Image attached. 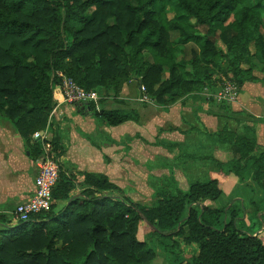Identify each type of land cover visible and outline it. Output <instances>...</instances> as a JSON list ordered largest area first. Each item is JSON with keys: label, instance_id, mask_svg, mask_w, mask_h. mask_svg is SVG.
Masks as SVG:
<instances>
[{"label": "trees", "instance_id": "obj_1", "mask_svg": "<svg viewBox=\"0 0 264 264\" xmlns=\"http://www.w3.org/2000/svg\"><path fill=\"white\" fill-rule=\"evenodd\" d=\"M167 3L176 8L166 11ZM200 26L208 32L202 34ZM263 27L264 0L250 5L247 0H0V116L37 160L44 148L34 134L51 126L59 73L86 90L112 91L116 97L136 78L160 106L206 89L215 93V75L242 90L247 82L264 79ZM171 32L178 33L175 40ZM190 42L199 51L188 61L177 60L175 53ZM89 106L107 126L139 119L135 111ZM220 107L223 125L205 133L235 156L227 163L213 158L218 171L264 190V127L262 142L258 133L264 117L235 111L225 101ZM233 119L243 123L241 130L230 126ZM51 143L63 154L60 137ZM223 184L209 177L187 189L159 188L155 205L146 206L104 173L83 172L79 179L60 169L49 210L28 221L0 213V264H154L160 255L170 264H264L263 237L250 230L254 222L247 231L238 224L240 211L209 205L224 194ZM247 200L238 203L244 207ZM250 203L255 209L250 217L264 226V206L254 198ZM142 221L152 230L143 241ZM154 236L158 241L150 247ZM179 238L196 243L198 252L187 259Z\"/></svg>", "mask_w": 264, "mask_h": 264}, {"label": "rangeland", "instance_id": "obj_2", "mask_svg": "<svg viewBox=\"0 0 264 264\" xmlns=\"http://www.w3.org/2000/svg\"><path fill=\"white\" fill-rule=\"evenodd\" d=\"M252 0H247V5H250ZM159 7V6H158ZM166 11H171L176 8L175 3H167L164 6ZM232 19H230L226 23V29L229 27V23ZM199 31L202 34H206L208 32L207 26H200ZM264 31V27H263ZM178 37L177 32H171V39L175 40ZM224 40L226 39V33L223 34ZM199 45L193 42H190L184 46V50L182 53L177 52L175 53V57L177 60H184L188 61L192 57L193 51H199ZM256 59V58H255ZM152 61V59H151ZM257 61V59H256ZM190 69V66H188ZM162 76L164 78L168 77V70L166 69ZM262 76V75H261ZM220 77L219 75H215L213 78L217 81V88L218 92L219 90H222L229 81L224 76H221L222 80H218ZM131 85V91L133 94L135 91H137L138 95V101L139 103H146L150 104L152 107H154V110H150V112H158L168 109L172 105L169 106H160L152 101V99L147 96L144 93V89L140 85L139 81L136 78H133L130 80L127 84ZM138 86H141V90L136 89ZM124 88V87H123ZM123 90V89H122ZM121 90V91H122ZM142 92L144 95H142ZM215 92V93H216ZM121 93V92H120ZM215 93H212L210 90H205L199 95L188 97L186 100L190 101V104H192L193 108L191 109H184L182 113L177 115V119L171 118V120H167L169 122L163 123V124H156V135L154 131V135H151L150 133L145 134L146 137L140 135V132L138 133H130V135L124 136V143L126 145L135 142L137 144V147L141 150H146L148 147L147 144H151L154 146L161 145L166 148L165 151L169 153V158H165L164 161H148V162H140L141 158L143 157L140 153L138 156L134 155L131 152V148H127L128 151L122 152V158L126 161L123 162V169L122 172H119V175L116 177L111 178L113 182L118 184L123 191L131 198L132 201L138 204L146 205V206H154L156 203V199L153 196L155 191L159 188H169L171 191H175V186H179L182 189H187L189 184L197 179H204L209 177H218L220 180L224 182L222 185L224 189V194L217 199L216 201H209V205L212 207H224L231 209L234 208L238 212L240 211V217L243 218L242 220L238 221V224L241 226H248L251 222H254V225L250 229L252 232H255L256 234H260V236L263 237L264 240V226L261 222L258 221V219L251 218L252 212L255 210L254 206L251 205L250 201L251 198H254L258 204H261L264 206V190L257 186L256 184H241L237 176L232 175L233 178H230V176L225 177L224 174L221 171H218V166L215 161H213L214 156L216 155V145H218L219 150V159L220 161H223L224 163H227V161L234 158L235 154L231 149H227L225 146L219 144L213 138L209 137L205 131L209 132H215L217 131L222 125L223 121L221 118L218 117L220 113H222V109L220 107V100H216L213 95ZM251 95L253 94L252 91H250ZM247 94V93H246ZM244 94L242 90L238 89V94L236 100H233V102H228L232 108L236 107L238 105V102L243 101L244 97H248V95ZM101 96V99H103L104 102H109V106H105L107 108H118L121 104L118 103L116 100L117 97L114 96L113 92L110 91L108 93L102 92V94H99ZM120 95V94H119ZM201 97L205 98V102H203L202 107L206 108L205 111L201 110L200 107H194L195 105H201L202 99ZM184 101H178L179 103H183ZM224 102V101H223ZM256 104H258V101H255ZM153 103L156 105H153ZM254 104V103H253ZM255 104V105H256ZM254 105V106H255ZM98 108H104V104L101 105V102H99ZM158 106V107H157ZM160 107V108H159ZM202 114V115H201ZM264 116V115H263ZM260 117V116H259ZM2 116H0V123ZM203 119L206 120L208 124H206ZM214 119H217V124H210V121H213ZM176 120V121H175ZM173 122V123H172ZM230 126L235 127L239 130L243 128V123H240L238 121L229 120ZM180 124V127H178L176 124ZM110 130L113 131V128L111 126H106ZM262 127L259 128V141L262 142ZM184 129V130H183ZM11 130V143L12 145H16L17 136H15V129L10 127ZM130 132V131H129ZM174 133L178 132L181 136L177 138V141H174L173 138L170 139H162L161 134L162 133ZM154 136L155 139L152 143H150L149 136ZM97 144L101 143H112L113 139L109 136H105L103 133H99V137H97ZM100 141V142H99ZM102 145V144H101ZM100 145V146H101ZM131 147V146H130ZM27 149L21 148V158H24L26 156ZM128 157L131 158L130 162L128 161ZM139 157V158H137ZM108 159V158H107ZM136 159H139L136 161ZM211 159V160H210ZM210 160V163L207 164V162ZM133 168L134 170H130ZM207 168V169H206ZM225 170H227V167H225ZM32 173L34 174V170L32 169ZM133 174V175H132ZM77 175V174H75ZM80 179V177H79ZM234 179V180H233ZM232 180L235 181L234 185L231 186ZM236 181L238 182L237 186L234 188ZM234 189V191H232ZM238 199H250V201H246L244 207H241L238 203ZM15 207V206H14ZM245 208V209H244ZM14 209V208H13ZM13 209H11L13 211ZM241 209V210H240ZM232 210V209H231ZM244 210V214H242L241 211ZM6 214V213H5ZM230 216V215H229ZM10 217V213H9ZM228 217V216H227ZM225 218V217H224ZM230 219V217H228ZM247 231L248 228H245ZM152 230L150 227L145 223L141 222L139 231H138V238L143 241L146 238V235L149 234ZM158 241V238L154 236V238H151L147 241V245L150 247H155L156 243ZM181 249L183 251L184 256L188 259L193 254L198 252V245L196 243L187 245L184 242H182V239H178ZM154 264H170L167 260L165 261L164 257L160 255L155 261Z\"/></svg>", "mask_w": 264, "mask_h": 264}, {"label": "crops", "instance_id": "obj_3", "mask_svg": "<svg viewBox=\"0 0 264 264\" xmlns=\"http://www.w3.org/2000/svg\"><path fill=\"white\" fill-rule=\"evenodd\" d=\"M131 85V83L126 84L117 97L116 100L121 105L116 109H122L127 112L135 111L138 113L139 119L114 126L112 127L113 131L106 127V124L96 120L91 112L82 111L81 104H63L60 106L57 116L52 119L48 137L53 138L54 136H58L61 139L64 152L61 155H56L59 159L60 169L67 176L72 175L82 178L83 172H99L106 174L110 179L116 177L119 175V172L125 170V168L123 169V162L126 159L122 158V152H127L128 147L131 148V152L134 155L138 156L140 153L142 154L143 157L140 162H160L164 161L165 158L170 160L168 157L169 153L162 151L166 150V148L164 149L161 145L154 146L147 144L148 148L141 150L135 142L126 145L123 142V138L125 135H130L131 131L132 133L140 132V135L144 137H146L145 134L147 133L154 135V131L156 135V124L160 125L169 122L171 118L177 119V115L180 116L184 109L193 108L192 104H190L189 100H186L183 103L177 102L168 109L162 110V112H150L151 109L154 110V107L150 104L139 103V94L137 91L133 94ZM136 89L138 92L139 90L142 91L141 86H138ZM250 91L253 92L252 95ZM242 92L244 94L247 93L248 97L245 96L243 101L238 102L237 108L234 107L233 109L235 111L245 110L257 117H264V79H260L258 82H247L242 88ZM142 95H144L143 92ZM201 99V105H195L194 107H200L201 110L205 111L206 108L202 107L205 98L201 97ZM255 101H258V104ZM102 104H104L103 109H113L105 107L109 106V102L103 101L101 102ZM153 105L155 104L153 103ZM203 121L209 125L205 119ZM1 122L3 123H0V213H6L9 216V213L12 211L11 209L15 208L14 206L24 202L33 194L37 167L35 164L36 160H32L28 153H26L24 158H21V148L26 149V145L12 123L4 118L1 119ZM211 123L217 124V119L210 121ZM176 125L180 127V124L177 123ZM12 126L15 129V136H17L16 145L14 146L11 143L10 127ZM100 132L105 136L111 137L113 142L101 143L102 145L97 144V137H99ZM153 137L149 136L148 141L150 143L155 140ZM160 137L162 139L173 138L174 141H177V138L183 136L178 132H163ZM216 147V155L214 157L219 159L218 145ZM130 160L132 159L128 157L129 162ZM138 160L136 159V161ZM210 160L207 164L210 163ZM131 167L130 170H134ZM32 169L34 170V174L32 173ZM230 178H233L232 175ZM233 180L231 186L235 183ZM237 183L236 181L234 188L238 185Z\"/></svg>", "mask_w": 264, "mask_h": 264}, {"label": "built area", "instance_id": "obj_4", "mask_svg": "<svg viewBox=\"0 0 264 264\" xmlns=\"http://www.w3.org/2000/svg\"><path fill=\"white\" fill-rule=\"evenodd\" d=\"M59 75L61 84L54 93L56 104L50 114L49 123H52V119L57 116L58 110L63 104L82 105L92 102L96 105L99 104L101 96L96 90H86L73 78L65 76L63 73H59ZM237 94L238 87L229 82L222 90L216 92L213 97L216 100L233 102V100H236ZM49 128L48 125L45 131L34 134V137L42 142L44 154L35 162L37 175L33 194L24 202L17 204L13 211L10 212V217L15 221H28L31 215L51 208L53 202L52 192L59 180L60 164L51 143V138L48 137Z\"/></svg>", "mask_w": 264, "mask_h": 264}, {"label": "water", "instance_id": "obj_5", "mask_svg": "<svg viewBox=\"0 0 264 264\" xmlns=\"http://www.w3.org/2000/svg\"><path fill=\"white\" fill-rule=\"evenodd\" d=\"M81 110L82 111H87V112H91V107L89 106V104L88 103H86V104H82L81 105ZM37 140H38V138H36ZM28 154H29V152H27Z\"/></svg>", "mask_w": 264, "mask_h": 264}]
</instances>
